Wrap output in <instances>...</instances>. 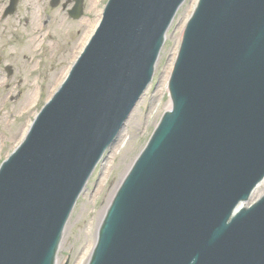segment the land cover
<instances>
[{"label":"water","instance_id":"water-1","mask_svg":"<svg viewBox=\"0 0 264 264\" xmlns=\"http://www.w3.org/2000/svg\"><path fill=\"white\" fill-rule=\"evenodd\" d=\"M182 1L110 0L86 60L12 156L22 159L0 171V264H54L71 208L113 134V114L152 75ZM187 5L169 31L153 85L113 147L162 79ZM172 96L174 109L114 198L89 264H264V196L233 215L264 177V0H200ZM113 147L69 219L58 262Z\"/></svg>","mask_w":264,"mask_h":264},{"label":"rangeland","instance_id":"rangeland-1","mask_svg":"<svg viewBox=\"0 0 264 264\" xmlns=\"http://www.w3.org/2000/svg\"><path fill=\"white\" fill-rule=\"evenodd\" d=\"M37 6L25 4L24 11L26 13L21 11L20 15L9 23L14 28L2 41L1 52L12 58L17 54L14 51L19 49L18 44L23 45L20 41L30 36L32 25L34 26L35 42L31 43V50L26 47V51L24 50L26 52L25 56L23 52L19 55L18 66H20V70L16 71L11 77H7L3 65H0V161L11 152L17 141H19L23 128L34 116V108H30L24 115H22L21 110L29 100L31 92L37 88L35 80H39L41 86V89H38L36 98L40 97L38 100L43 102L51 91L58 87L65 69L69 67V63L73 58L72 54L75 47L70 51L68 44V35L70 34H66L63 50L67 48L68 52L63 59L62 50L58 63L54 66L53 51L60 43V38L63 37L62 32L69 26L66 22L69 21L64 20V12H52L49 8L39 6V20L37 23L34 21L33 14ZM189 7L190 5L186 6L174 30L163 76L180 36L178 27ZM90 8L91 6L87 10L88 16L83 18L85 27L92 24L95 14L99 13V10L93 12V9L90 10ZM29 10L31 11L27 12ZM90 15L91 20L86 23ZM74 28L75 26H71L69 33ZM50 34L53 35L51 40L49 39ZM42 39H44L43 46L37 48L38 41ZM33 44H37L35 49ZM40 54L42 55L41 61L39 60ZM38 62L39 65L36 66ZM58 65H60L61 71L60 68L53 70ZM162 79L151 98L144 99L131 132L124 133L119 147H113V156H107V167L101 168L88 201L82 202V213L75 214L58 264H63L66 259H70V264H86L87 253L90 250L89 248L95 244L100 225L99 221L104 216L110 198L146 144L162 113L170 105L166 88L163 89L162 87ZM43 82L47 85L46 87L43 86ZM261 190H264V187H261Z\"/></svg>","mask_w":264,"mask_h":264},{"label":"bare ground","instance_id":"bare-ground-1","mask_svg":"<svg viewBox=\"0 0 264 264\" xmlns=\"http://www.w3.org/2000/svg\"><path fill=\"white\" fill-rule=\"evenodd\" d=\"M196 2H197V0L194 1L193 5H191L192 8L195 6ZM99 18H100V16H99ZM99 18H97V19L95 20V24L98 22ZM184 21H185V20H184ZM94 26H95V25H94ZM181 27H182V24H181ZM10 31H12V29H6V30H4L5 35H7ZM90 32H91V31H90ZM89 34H90V33H89ZM89 34H87L86 37H87ZM29 41H30V42L32 41V37H31V38H27V42H28V43H29ZM40 43H41V41H40ZM83 44H84V43H83ZM18 46H19V49H18L17 51H14L15 53L17 52V54H16L14 57H12V58L8 57L9 61H14V59L18 58L19 55H20L22 52H24V50H25V48H26V45L24 46V45H19V44H18ZM82 46H83V45H82ZM18 52H19V54H18ZM77 53H78V51L75 52V56L77 55ZM170 62H171V61H170ZM170 62H169V64H170ZM166 81H167V76H166L165 79H164V84L166 83ZM33 99H34V92H32V93L30 94V101H29V100L27 101L28 106H29L30 104H32L31 102H32ZM261 192H262V191H261ZM110 201H111V198H110L108 204L110 203ZM102 217H103V216H102ZM101 219H102V218H101ZM100 221H101V220H100ZM100 221H99V223H100Z\"/></svg>","mask_w":264,"mask_h":264},{"label":"flooded vegetation","instance_id":"flooded-vegetation-1","mask_svg":"<svg viewBox=\"0 0 264 264\" xmlns=\"http://www.w3.org/2000/svg\"><path fill=\"white\" fill-rule=\"evenodd\" d=\"M0 2H1V5H3L4 3H7L8 2V0H0ZM3 7H5V4L3 5ZM2 37L0 36V42L2 41Z\"/></svg>","mask_w":264,"mask_h":264}]
</instances>
